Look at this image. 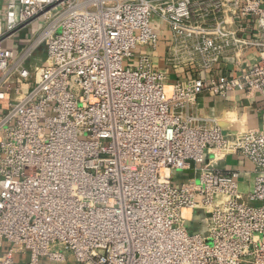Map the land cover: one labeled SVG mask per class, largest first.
Instances as JSON below:
<instances>
[{
	"label": "built area",
	"instance_id": "obj_1",
	"mask_svg": "<svg viewBox=\"0 0 264 264\" xmlns=\"http://www.w3.org/2000/svg\"><path fill=\"white\" fill-rule=\"evenodd\" d=\"M5 5L0 264H264V128L202 118L198 105L204 93L264 102V0ZM39 21L16 55L13 41ZM251 21L258 38L246 36ZM250 47L254 64L240 59ZM227 57L232 74L219 78ZM185 67L194 77L166 70ZM233 157L253 166L246 191ZM197 215L204 229L191 234Z\"/></svg>",
	"mask_w": 264,
	"mask_h": 264
},
{
	"label": "crops",
	"instance_id": "obj_2",
	"mask_svg": "<svg viewBox=\"0 0 264 264\" xmlns=\"http://www.w3.org/2000/svg\"><path fill=\"white\" fill-rule=\"evenodd\" d=\"M6 0H0V15H3L6 11ZM248 38H258V24L251 21L248 26L247 34ZM19 37V36H18ZM15 39L13 43L17 45L16 41H21L19 38ZM164 45L161 47V54L156 61L162 69H165L163 58ZM260 50L256 47H250L241 56L243 62L254 64L259 59ZM235 59L227 57L219 63L215 69V75L217 77H226L232 72L234 68ZM170 73V77L174 78H191V70L189 67L174 69H166ZM195 76L204 77L203 73L196 74ZM199 114L203 118H217L223 119L225 114L230 116V120L242 129H261L264 128V102L260 95H256L253 98L248 99L243 94H230L228 98H221L211 93H204L198 99ZM227 167L230 169H236L241 172V187L246 191L248 184L253 181V166L249 162H241L236 158H230L227 161ZM4 253L0 254L3 255ZM42 264H50L47 261H42ZM64 264H75L73 259H69Z\"/></svg>",
	"mask_w": 264,
	"mask_h": 264
},
{
	"label": "rangeland",
	"instance_id": "obj_3",
	"mask_svg": "<svg viewBox=\"0 0 264 264\" xmlns=\"http://www.w3.org/2000/svg\"><path fill=\"white\" fill-rule=\"evenodd\" d=\"M43 21H39L36 24H34L33 26H31L30 28H28L27 30H24L23 32L20 33L19 35V39L21 41H16V43L18 44V48L13 49L15 51V54L17 55L20 50L24 47H27L32 40V37H34V35H36L37 32H39L43 26ZM154 24L156 26H158V22L155 20ZM153 24V26L155 27V25ZM46 58V47L44 44L40 45L37 50L34 52L33 57L30 59V61L27 62L26 67L28 69H30L31 71L33 70L34 66L39 65L40 63L44 62ZM158 61V58H157ZM128 64V62H127ZM183 176V178H182ZM181 174H174V185L177 186L176 182H182L184 181L186 178L184 177V175ZM204 229L203 224H200V218L197 215L196 219L194 222L189 223L187 225V230L189 233L194 234V233H200L202 232ZM7 246L4 247L3 250L0 251V254L7 252ZM17 264H24L25 263V257L17 255L15 257Z\"/></svg>",
	"mask_w": 264,
	"mask_h": 264
}]
</instances>
